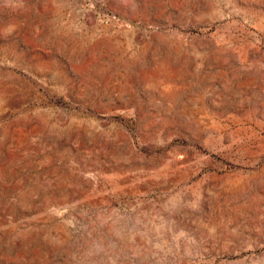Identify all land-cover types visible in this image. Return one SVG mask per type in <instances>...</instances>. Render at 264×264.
<instances>
[{"label":"rangeland","instance_id":"rangeland-1","mask_svg":"<svg viewBox=\"0 0 264 264\" xmlns=\"http://www.w3.org/2000/svg\"><path fill=\"white\" fill-rule=\"evenodd\" d=\"M0 264H264V0H0Z\"/></svg>","mask_w":264,"mask_h":264}]
</instances>
